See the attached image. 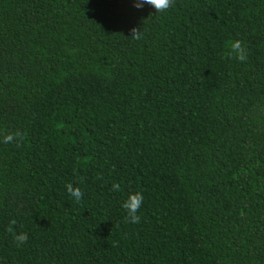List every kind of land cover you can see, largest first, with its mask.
<instances>
[{
	"label": "trees",
	"instance_id": "16d2710c",
	"mask_svg": "<svg viewBox=\"0 0 264 264\" xmlns=\"http://www.w3.org/2000/svg\"><path fill=\"white\" fill-rule=\"evenodd\" d=\"M154 12L0 0V264H264V0Z\"/></svg>",
	"mask_w": 264,
	"mask_h": 264
},
{
	"label": "clouds",
	"instance_id": "9594fccd",
	"mask_svg": "<svg viewBox=\"0 0 264 264\" xmlns=\"http://www.w3.org/2000/svg\"><path fill=\"white\" fill-rule=\"evenodd\" d=\"M175 3V0H134V6L137 9H142L145 4L152 6L155 9V13L157 12H165L167 9L172 7ZM140 29L141 28H133L131 30L132 35L131 38L139 39L140 38ZM231 56H233L235 59H238L240 61H245L247 59L246 50L244 46L242 45V42L239 40H236L232 42L230 46V53ZM23 136V133L20 131L15 132H9L3 136L2 142L4 143H13L18 142L19 139ZM17 146L19 144L17 143ZM67 190L70 196H72L76 201H80L82 199L83 193L82 190L79 187H74L71 183H69L67 186ZM118 185H113V190H118ZM144 201V196L142 192H130L128 194V198L123 203L122 207L127 212L126 221L130 223H139L141 217L138 215L141 206ZM16 221L13 220L11 222V225L8 227V232L13 234V239L16 241L18 245H22L24 243H27L28 241V235L27 233H15L13 231L12 225H15Z\"/></svg>",
	"mask_w": 264,
	"mask_h": 264
}]
</instances>
